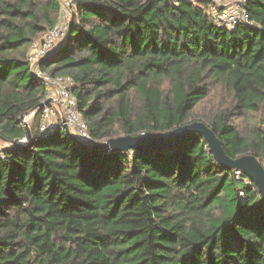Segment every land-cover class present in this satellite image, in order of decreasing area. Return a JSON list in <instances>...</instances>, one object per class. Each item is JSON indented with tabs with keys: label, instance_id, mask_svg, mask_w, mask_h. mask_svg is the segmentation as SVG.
<instances>
[{
	"label": "trees",
	"instance_id": "trees-1",
	"mask_svg": "<svg viewBox=\"0 0 264 264\" xmlns=\"http://www.w3.org/2000/svg\"><path fill=\"white\" fill-rule=\"evenodd\" d=\"M60 1L0 0V138L12 143L0 157V264H264L257 188L199 133L168 150L94 147L202 121L230 158L263 160L264 0H246L250 22L233 29L184 0H69L65 37L37 67L71 79L87 144L62 125L38 131L47 86L27 55ZM212 82L230 105L189 118ZM29 112L30 140L17 143Z\"/></svg>",
	"mask_w": 264,
	"mask_h": 264
},
{
	"label": "built area",
	"instance_id": "built-area-1",
	"mask_svg": "<svg viewBox=\"0 0 264 264\" xmlns=\"http://www.w3.org/2000/svg\"><path fill=\"white\" fill-rule=\"evenodd\" d=\"M184 1L201 6L212 23L218 27L233 29L240 23L250 22L244 6L246 0ZM60 3L57 22L46 32L41 41L31 43L27 55V61L31 66L32 72L47 86L46 99H51L48 104L39 109L38 131L42 133L52 132L58 125H62L66 130L75 133L78 139L89 142L90 135L87 131V125L78 109L77 98L71 91V79L63 76L52 77L37 67L39 59L55 49L57 44L65 37L70 17L69 0H61ZM15 141L17 143H26L27 138L23 136L16 138ZM6 143L9 144V142ZM1 150L2 148H0V157H3ZM260 164L264 169V159L260 161ZM239 173L240 170L235 171L237 176ZM240 194L242 193L240 192Z\"/></svg>",
	"mask_w": 264,
	"mask_h": 264
},
{
	"label": "water",
	"instance_id": "water-1",
	"mask_svg": "<svg viewBox=\"0 0 264 264\" xmlns=\"http://www.w3.org/2000/svg\"><path fill=\"white\" fill-rule=\"evenodd\" d=\"M50 101V98L45 99L38 104V109H41ZM25 115H21L20 119L22 121L24 120ZM193 133H199L204 138L216 162L225 168L240 170L245 176H247L256 186L260 201L264 204V169L262 168L260 162L255 156L250 154L241 155L236 158H230L227 156L218 137L202 121H193L166 132H146L136 136L121 135L109 138L107 141L102 143H96L94 147L124 152H127L129 149L139 151L168 150L180 144ZM74 139L76 138L74 137ZM27 140H30L28 128ZM82 143L87 144L89 142L82 141ZM20 147L25 148L26 146Z\"/></svg>",
	"mask_w": 264,
	"mask_h": 264
},
{
	"label": "rangeland",
	"instance_id": "rangeland-1",
	"mask_svg": "<svg viewBox=\"0 0 264 264\" xmlns=\"http://www.w3.org/2000/svg\"><path fill=\"white\" fill-rule=\"evenodd\" d=\"M62 41H60L57 44V46H60ZM230 103H231L230 94L225 89H223L221 85L212 82L209 84V94L191 111L189 118H209L213 114L226 109L230 105ZM33 116H34V112H29L25 115L23 122L27 124L26 126L27 128L28 126L31 125ZM251 119L254 120V118ZM247 121H248L247 117L237 118L238 129L240 130V133L244 137L247 135V130H246V127L248 125ZM67 132L76 139H78L75 136V133L69 130H67ZM80 141L82 142V140ZM4 146L8 147L10 146V143L5 144V142L0 138V148H3Z\"/></svg>",
	"mask_w": 264,
	"mask_h": 264
}]
</instances>
